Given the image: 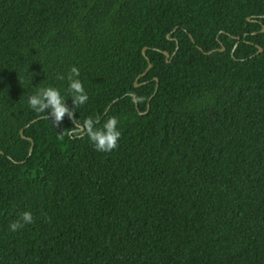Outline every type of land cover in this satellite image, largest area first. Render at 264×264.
Listing matches in <instances>:
<instances>
[{"label":"trees","instance_id":"1","mask_svg":"<svg viewBox=\"0 0 264 264\" xmlns=\"http://www.w3.org/2000/svg\"><path fill=\"white\" fill-rule=\"evenodd\" d=\"M262 28L264 0H0V264H264ZM72 66L111 151L26 105Z\"/></svg>","mask_w":264,"mask_h":264},{"label":"clouds","instance_id":"2","mask_svg":"<svg viewBox=\"0 0 264 264\" xmlns=\"http://www.w3.org/2000/svg\"><path fill=\"white\" fill-rule=\"evenodd\" d=\"M79 77V69L75 66L70 67L66 75H58L56 77L59 80L67 82V86L63 91L68 99L71 100V110L66 106L68 99H65V95L61 94L60 89L52 86H35V91L26 98V105L35 114H43L55 127H59L62 119L67 116L73 123V127H71L72 135L86 133L89 142L96 151H111L117 147V142L121 135L117 128L116 117L107 118L103 122L102 127L98 129L94 128V124L98 123L95 118H85L82 122L72 119L74 114L73 108L85 104L88 100L87 93ZM32 222V214L29 211H24L20 214L18 220L9 223L8 230L15 232L24 224H31Z\"/></svg>","mask_w":264,"mask_h":264},{"label":"water","instance_id":"3","mask_svg":"<svg viewBox=\"0 0 264 264\" xmlns=\"http://www.w3.org/2000/svg\"><path fill=\"white\" fill-rule=\"evenodd\" d=\"M248 21H249V20H248ZM261 32H264V28H262ZM220 51H223V49H221ZM260 52H261V49L258 48V53H260ZM162 54H163V56L165 57V59L168 60L169 55H168L167 53H165V52H163ZM142 55L145 57V55H144V50L142 51ZM147 65H148V66H147V71H148L149 68L151 67V66L149 65L148 61H147ZM143 75H144V74H143ZM143 75H142V76H143ZM134 87H137V85L135 84ZM131 98H132V101H133L135 107L137 108V103H136V101H135V96H134V95H131ZM147 111H148V107H147L146 112H147Z\"/></svg>","mask_w":264,"mask_h":264}]
</instances>
